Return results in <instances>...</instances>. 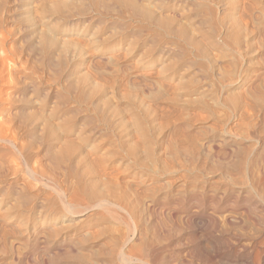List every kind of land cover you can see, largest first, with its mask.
<instances>
[{"label": "bare ground", "instance_id": "bare-ground-1", "mask_svg": "<svg viewBox=\"0 0 264 264\" xmlns=\"http://www.w3.org/2000/svg\"><path fill=\"white\" fill-rule=\"evenodd\" d=\"M56 1L58 2V0H56ZM66 1H68V0H66ZM88 1H87V3H88ZM194 1H196V0H194ZM37 2H39V0H37ZM91 2H92V5L94 7H100V6L104 7L106 10V13H107V10H108V12H110L109 10L111 9V6L109 5V3H113L114 7L116 5L122 9H124L125 13H126V11L127 12L129 11L130 12L129 13L130 18L133 20H136L140 24L142 22L146 26V29H147V27L153 28L155 30L163 32L168 37L170 36V37L176 38L177 40H181L183 42L184 46L181 48L180 53L178 52V54L176 55V53H177L176 52L174 54V56L175 55L177 56V61H175L176 59L174 61L177 63L179 61V58H181V60L184 61L183 67L187 68L186 71L188 70V68L193 67V65L196 63V60H195L194 64H192V61H187V60H193V59H190V57L188 55L189 53H191L190 50L195 52L194 55L197 58H200V61L202 58L208 59L207 53L205 51V50H207V48L205 50H203L204 48L202 49L200 47V45H198L196 43L197 40L195 39V37H197L196 36L197 34L194 35V38L193 37L191 38V36H189L187 31H186L187 29L186 30L180 29V27H181V25H183V23L181 25L179 23V25H180L179 29H177V27L174 28L173 24H172L173 21L170 20L172 18L167 19V18L159 17L150 8L146 7L145 5L143 7H141L134 0H109V1H107V0H92ZM222 2L224 3V1H222ZM245 2H246V0H245ZM41 3L40 4L38 3L39 6L41 5ZM49 3L50 4H48V5L50 6L52 3L51 2H49ZM178 3H179V1H178ZM227 3H228V1H227ZM235 3L237 4V2H235ZM238 3H239V1H238ZM246 3H241L242 6H240V8H239L240 10L238 9L239 11H238L237 15L239 14L238 18H240L241 21L251 19L248 16V13L250 12V10H252L251 8L249 10V7H252L253 5L249 6L250 5V3H249V5L246 6L248 4V3L247 4ZM38 4H37V6L35 5L36 8L38 7ZM199 4H200V2H199ZM210 4H212V3L210 2ZM215 4H216V2H215ZM241 4H239V5H241ZM53 5H55V4H52L51 6H53ZM66 5L67 4H65V6ZM152 5L155 6V4H153V3H152ZM192 5L193 4H190V6H192ZM218 5H221V4H218ZM62 6H63L62 4L61 5L56 4L54 6V8L53 7L52 8L54 9V12L58 14V13H60V11L63 7L65 8V6H63V7ZM154 6H151V8L153 9ZM157 6H159V5H156L155 9ZM227 6H229V4ZM17 7L18 6H16V8ZM40 7H42V6H40ZM68 7H69V5H68ZM70 7H72V6H70ZM204 7L205 6H203L202 8H204ZM235 7L232 9H235ZM20 8H21V6H20ZM226 8H228V7H226ZM252 8H254V7H252ZM45 9L46 8H43V9L41 8V10H43V11H45ZM65 9H67V8H65ZM92 9H93V7H92ZM161 9H162V7H161ZM254 9H253V11H254ZM70 10L69 11L67 10V11L70 12ZM177 10H178V8H177ZM182 10H184V9H182ZM189 10H190V8H189ZM189 10H188V12H190ZM200 10H203V9L200 8ZM38 11H39V9H38ZM72 11H73V9H72ZM212 11H213V8H212ZM215 11L218 12L217 10H215ZM90 12L93 13V10ZM94 12H96V10H94ZM210 12L209 11L207 13L205 12V14L207 15ZM232 12H233V10H232ZM252 12L250 14H252ZM31 13H32V11H31ZM34 13H35V11H34ZM39 13H41V12L39 11ZM66 13L67 12H65V14ZM181 13H183V12L181 11ZM44 14L45 13H43V15ZM95 14H97V12ZM224 14H226V16L229 17L228 16L229 14L227 15V13H224V12L222 14L223 17H224ZM258 14H259V12H258ZM258 14H257V16H258ZM93 15H94V13H93ZM107 15H109V14H107ZM167 15H168L167 17H169V14H167ZM171 15L172 14H170V17L176 16L177 14L172 15V16ZM181 15H179V16H181ZM73 16H75V15L73 14ZM123 16H124V14H123ZM255 16H253V18ZM77 17H79V16H77ZM80 17L82 18V16H80ZM218 17H220V16H218ZM234 17H236V16H234ZM102 18L103 17H101V19ZM175 18L177 19V17H175ZM207 18H209V16ZM213 18H211L212 19L211 21H213ZM59 19L61 20V18H59ZM91 19H92V17H91ZM222 19L224 20V18H222ZM95 20H97V19H95ZM117 20H118V18H117ZM123 20H121V21H123ZM216 20H218V19H216ZM216 20H214V21H216ZM232 20H233V18H232ZM248 20H247L246 24L245 23H241V24H244L243 26L247 25L249 22ZM230 21H231V18H230ZM234 21H236V20H234ZM254 21H256V20H254ZM177 22H179V21H177ZM220 22H221V20H220ZM220 22L218 24L219 25L221 24V26H222L223 24ZM252 22H253V20H252ZM32 23H31V25H32ZM44 23H42V25ZM37 24H38V22H37ZM46 24H48V23H46ZM110 24H112V23H110ZM126 24H127V22H126ZM231 24H232V21H231ZM238 24H239V22H238ZM31 25H29V26H31ZM42 25H40V27ZM206 25H209V24H206ZM234 25L235 24L233 23V27L236 26V25L235 26ZM96 26H97V24H96ZM119 26L122 27V25H119ZM127 26H130V25H127ZM225 26H226V24H225ZM228 26H230V24ZM254 26H255L254 23H252V24L249 23L247 27L251 30L252 29L256 30L254 28ZM259 26H260L261 30L264 32V22L263 21L260 22V20H259ZM37 27H38V25H37ZM37 27H34V30L37 29ZM49 27L52 30L51 26H49ZM110 27H112V26H110ZM116 27H117V25H116ZM121 27H120V30H121ZM123 27H124V25H123ZM199 27L200 26H198V30H199ZM203 27H204V25H203ZM226 27H225V29H226ZM238 27L236 26V30L238 29ZM242 27H239L240 31H241ZM28 29H29V27H28ZM101 29H102V27H101ZM117 29H118V27H117ZM124 29H125V27H124ZM189 29L191 30L190 26H189ZM209 29H210V27H209ZM223 29H224V27H223ZM244 29H245V31H243ZM244 29L242 30L244 32L243 36H241V33L238 30L236 31L237 33L233 32V31L232 32L226 31L227 33L226 34L224 33L225 36L222 39V42L221 41L220 42L223 43V45L226 48L229 47V49H231L232 51L234 50V52L236 54L242 55V53L244 52V54L247 53L246 55L248 56V52L251 50V45L248 42L251 40L252 33L254 31H252V32H249L248 30L246 31V27H244ZM51 30H50V33H51ZM93 30H95V29H93ZM195 30H196V27H195ZM257 30H258V27H257ZM257 30L255 32L256 35L258 33ZM136 31H137V29H136ZM148 31H150V30H148ZM148 31H147V34H149ZM209 31H212V29L208 30V33H209ZM39 32H42V29ZM112 32H114V31H112ZM123 32H125V31H123ZM142 32H144V31H142ZM160 32H158V35H160ZM189 32H192V31H189ZM46 33L48 35L41 33V36H39V41H35V43L38 42L36 55H40L42 60L45 62L44 65H46V67H48L49 70L50 69L52 70V72L54 73L53 76L55 77L54 81L59 82V83L61 81L65 82L66 88L65 89L63 88L65 90V92L61 96L54 97V95H51L52 98H55L57 100V102H56V104H54L52 107H50L48 109L47 104H45L42 101H38L40 96L42 95L43 91H41V89L37 85H35L34 83H32L30 81L29 83H26V84L22 83L24 86H22V87L20 86L21 88L19 89V94H17V97L19 95V98H21V101H19L17 99L16 100L18 101V103L21 102V106L19 107V110L16 112L17 118L20 120V122L26 128V130L24 128L26 135L29 137L30 140L32 139L33 142H35L38 147H37V149L35 148L37 150L36 154L32 155L33 154L32 153L31 154L32 156H29L28 154L23 155V157H24L23 158V167H24V172L27 175V179H26L27 184L24 185L23 183H21L23 185L22 186L20 185L21 187H17L15 185V182L6 183L7 182L6 181L5 183L2 182L5 184V186H3L4 184L2 186L0 185V192L3 190L2 187H4L6 190H8V194L10 196L9 197V199H10L9 211L0 212V254L1 255H6V254L8 255L9 254L11 256L15 255V257L17 256L16 258H20L19 256L22 253L19 251V249L21 251L23 250L26 253V255H25L26 257L24 256L25 262H27L26 264H182V262H180V260H179L182 258L181 257L182 252H181V254H179L180 252L178 254H172L171 253L172 250L170 249V247L172 246L170 243V240L176 236V235L173 236L174 234H177V235H179L178 238H180L179 239L180 241L182 238L186 241V243H183V244L186 246L184 248H186V251H187L188 257H189V258H186V259H189L187 264H199V263H201V264H264V138H262V135L260 136V132H257V130H256V128H258L257 124L258 123L260 124V122L257 119L259 117V114L262 112H260V110H259V112L256 111L257 113L255 112L256 113V114L254 113L255 115H249L250 117L249 118L247 117V119L243 118V117L239 118L241 116L240 115L238 117L239 119L235 118L236 119L235 122L234 123L232 122L233 125H231L229 123L231 120L229 115L227 116L228 118L226 116H224L225 119H224V117L222 118V120L223 119L224 120H223L222 127L220 130L218 128L220 126H218V127L216 126L218 129H212V128H214V126L212 127L210 124L209 126L212 127V128L210 127L212 129V131L209 129L210 133H208V134L205 133L203 136H201V137L199 136L200 138L199 137L196 138L197 135H194V136L189 135L188 137H186V136L184 137V134H183L182 136L181 135L179 136V134H177V133H179L181 130H179V132L178 131L175 132L176 130H174V132H173V130H172V132H168L169 134L167 136L162 137L159 142H158V139L160 137L158 139L155 138L156 141L152 140L151 136H149L148 133L145 131V129H143L142 124L137 119L135 114L127 112L128 110L127 111H125L124 109L121 110L122 108L118 109L117 108L118 106L115 108V107L110 105V104H112V102H109V100H110L109 97L106 98L107 99L106 100L105 99L106 96H104L105 94L103 92H101V91L106 90V88L103 89L104 86L101 87L102 82L99 83L101 86L98 85V82L96 83L97 85L96 84H94V85H96L97 87L99 86L100 89L102 88L103 90H100L99 87L96 88L93 86V84H91V82L93 80H95L97 77H99L98 80H100V78L101 79L105 78L104 77L105 74L112 76V75H117V74L119 75V74L123 73L124 68L123 69L119 68V67H123L121 65L119 66L120 61L123 57L121 58L120 55H117L116 53L113 54L112 51H110L111 49L108 48L109 47V45H108L109 40L106 38H101V37L100 38L99 37L93 38L90 35L92 37V38L91 37L88 38V39L91 38L90 40L85 38L86 40H88V42H85L82 39L83 42L78 40V41H75L73 43V42H71L74 40L72 38L73 40H71V41L68 40L70 43L60 45L59 43L62 41V40L59 41L60 38H57L58 41H55L54 39H56V38H52L53 36L49 35V33L47 32V29H46ZM94 33H97V32H94ZM94 33H92V34H94ZM116 33H115V35H116ZM211 33H213V31ZM29 34L30 33H28V35ZM53 34H54V32H53ZM108 34L110 35V33H108ZM136 34H138V33H136ZM147 34H146V36H147ZM155 34H153V35H155ZM37 35H39V33ZM134 35H135V33H134ZM191 35H193V34L191 33ZM213 35H215V33H213ZM263 35H262V37H263ZM93 36H95V35H93ZM259 36H260V34H259ZM112 37H110V38H112ZM136 37H134V38H136ZM253 37L255 38V34ZM140 38H141V36H140ZM148 38H149V36H148ZM152 38H153V40H152L153 42H155L157 39V37H156V39H155V37H152ZM160 38H159V40H160ZM36 39H38V38H36ZM138 40H139V38H138ZM220 40H221V38H220ZM63 41H64V39H63ZM254 41H255V39H254ZM57 42H59V43H57ZM171 42H172V40H171ZM256 42H258V41H256ZM256 42H253V43H256ZM133 43L135 44V42H133ZM133 43L131 42L130 46H134ZM165 43H167V42H165ZM168 43H170V42H168ZM218 43L217 42H211V44L208 47L217 48ZM253 43H251V44H253ZM263 43H264V41H263ZM6 44L3 41H0V52L3 54V57H0V87L4 86L5 85L4 83L6 81L8 82V80L10 81V80H13V78H14L13 72L15 69L13 70V72H11L12 70H8L5 66L6 61H9L10 65L11 64L13 65V63H14V60L12 62V60H11L12 58H10L11 53H9V50L6 49ZM155 44H157V42ZM180 45H182V43ZM180 45H178V46H180ZM163 46L164 45H162V47ZM187 46L190 47L191 49H189ZM168 47H173V43H172V46L169 45ZM254 47H255V45H254ZM85 48H87V49H85ZM174 48H175V46H174ZM248 48H250L249 51H248ZM257 48H258V46H257ZM148 49H149V47H148ZM162 49H164V48H162ZM184 49L185 50L189 49L190 52L188 53V51H185ZM165 50H167V49H165ZM170 50H171V48H170ZM144 52H145V50H144ZM154 52H156V51L154 50ZM163 52H164V50H163ZM207 52H208V50H207ZM210 52H212V51L210 50ZM66 53H68L67 57H71V59L69 60L70 62H72V60L73 61L75 60L74 64L72 62L73 67H71V69H69V70H64L63 66H62L65 64L66 59H68V58H65V56H64ZM125 53H127V52H125ZM235 53H233V54H235ZM168 54L170 55L169 52H168ZM168 54H166V57ZM211 54H213V53H211ZM219 54H221V53H219ZM85 55L88 57V60H87L88 68L87 69L89 71L93 72L94 75L96 76V78L93 74H92L93 76L91 77V79H89V77L91 75H87V73H86V75H85L86 77L85 76L82 77L83 75L81 74L82 76H80V75L79 76H80V78H82V80H80L78 82L76 66L79 65L80 58H83V57L85 58ZM123 55H125V54H123ZM144 55H145V53H144ZM160 55H162V54H160ZM251 55L252 54H250L249 56L252 57ZM256 55H257V53H256ZM13 56H14V53H13ZM131 56H132V54H131ZM191 56H193V55H191ZM127 57H128V55H127ZM144 57H146V56H144ZM160 57H162V56H160ZM222 57L224 58V56H221V58ZM232 57H230V58H232ZM213 58H212V60L209 61V62H211L210 64H212V61H214L213 62V64H214V63H216L215 60H218L216 58L214 60ZM173 59H174V57H173ZM236 59H238V58H236ZM181 60H180V63H181ZM219 60H220V57H219ZM230 60H229V63L231 64V62H233L234 59L231 61ZM162 61H164V60H162ZM200 61H199V64H200ZM227 61H225V63ZM255 61H256V59H255ZM135 62H138V61H135ZM170 62L172 64L171 66L173 68L176 67V63H174L175 65H173V60ZM169 63L167 65H170ZM207 63L205 64V66H207ZM238 63H237V65H238ZM66 64H68V62H66ZM199 64L197 65V67L199 66ZM217 64H218V62H217ZM239 64L241 65V63H239ZM258 64L262 65L261 62H258ZM135 65H137V64H135ZM135 65L133 66L134 68L136 67ZM126 66H128V65H126ZM130 66H131V64L129 65V67ZM171 66H169V67H171ZM205 66H201V68L204 69L202 71H204L206 73L208 70L207 71L205 70ZM213 66H215V65H213ZM117 67H118V69H115ZM129 67L127 69H129ZM133 67L131 66L130 69H132ZM169 67L167 66L166 68H169ZM210 67H211V65H210ZM210 67L208 66V68H210ZM232 67H234V66H232ZM194 68L196 69V66ZM224 68H226V67H224ZM163 69H165V67H163ZM170 69L171 68H169V70ZM198 69H200V68H198ZM240 69H242V68H240ZM79 70L81 71V69H79ZM88 70H85V71L88 72ZM169 70H168V72H170ZM191 70H193V69H191ZM85 71H83V72H85ZM183 71H185V70H183ZM223 71H225V70H223ZM223 71L222 72L220 71V72L223 74ZM91 72H89V73H91ZM185 72H183V74H185ZM220 72H217L216 74L219 73V75H220ZM250 72H251V70H250ZM128 73H129V71H128ZM165 73L166 72H164V74ZM232 73H234V72L230 71V75H232ZM236 73H234V74L236 75ZM147 74L148 73H146V75ZM149 74L150 75H148V76H151V77L153 76V75H151L150 72H149ZM154 74H155V72H154ZM159 74L162 75V71L159 72ZM174 74H175V72H174ZM181 74H182V72H181ZM195 74H194V76H195ZM234 74H233V76H234ZM237 74L239 75V73H237ZM260 74H261V72H260ZM125 75H127V73ZM146 75L144 73L137 71V72L133 73L131 76L128 75L129 77L127 78L128 81H126V83L132 82L133 84H137V85L139 83H141L140 85H142L141 86V88H142L143 84L145 85V82L147 79ZM219 75H217V77ZM225 75L226 74H224V76ZM227 75H229V74H227ZM87 76H89V77H87ZM119 76L121 79L122 76L124 77V74H122V76L121 75H119ZM155 76H157V74ZM191 76H193V75H191ZM194 76L190 77V78H196L197 77V76H195V77ZM221 76H223V75H221ZM233 76H231V79L228 78L229 82H227V79H224L225 82L222 79L223 82L225 83V85H224L225 89L226 88L232 89L236 85V82L234 81V80H236V78L235 79L232 78ZM93 77L95 79L92 80ZM112 77L115 78L114 76H112ZM240 77H242V75H240ZM205 78H207V77H205ZM210 78L212 79V77H210ZM221 78L222 77H220V78L218 77V80H220ZM223 78H226V77H223ZM260 78H258V79H260ZM106 79L108 80V78H106ZM118 79H119V77H118ZM123 79H126V77H124ZM239 79H241V78H239ZM107 80H106V83H107ZM115 80H116V78H115ZM153 80L149 81L148 83H150V82L152 83ZM202 80H204V79H202ZM262 80H264V79H262ZM262 80H260L261 83H262ZM102 81H103V79H102ZM194 81L197 82L196 80H194ZM204 81H203V83H204ZM206 81H205V83H207ZM210 81H212V80H210ZM169 82H170V80H169ZM190 82H192V83H190V86H191V84L195 83L193 81H190ZM226 82H227V84H226ZM154 83H156V82L154 81ZM177 83H179V82H177ZM187 83H189V82L187 81ZM212 83H213V81H212ZM119 84L116 83V86L117 87L122 86V87L126 88V87H130V85H131V83H130V85L127 84L128 86L127 85L123 86V84H121V85H119ZM147 84L145 85L146 87H147ZM158 84H160V82ZM197 84H199V83H197ZM201 84H202V82H201ZM252 84H254V83L252 82ZM104 85L107 86V84H104ZM113 85H114V87H116L115 83ZM113 85L110 87H113ZM140 85H138V86H140ZM172 85L175 86L174 84H172ZM188 85L189 84H186V85H184V87H186ZM7 86H9V85H7ZM214 86H215V83H214ZM17 87H19V86H17ZM122 87H120V89H118V90H121ZM131 87H133V86H131ZM148 87H149V85H148ZM155 87H156V85H155ZM155 87H153V88H155ZM161 87H160V89H161ZM181 87H183V86H181ZM181 87L178 85L177 88H179V90H177V93L180 91ZM246 87H247V89H249L250 85H248V86L246 85ZM130 88H128V89H130ZM139 88L140 87H138L137 89H139ZM163 88H164V90L168 91V89L166 87H163ZM207 88H208V90L211 89L208 86H207ZM261 88H262V86H261ZM263 88H264V85H263ZM97 89H98V91L99 90L100 91L97 92ZM128 89H125V92H126V90H127V92H129ZM137 89H136V91H137ZM148 89L150 90L149 92H151V89L150 88H148ZM212 89L214 90V87ZM220 89H222V88H220ZM245 89H244V91H245ZM256 89H260V87L256 88ZM114 90H115V88H114ZM122 90L124 91V88ZM0 91H1V89H0ZM108 91H109V89H108ZM123 91H121V92H123ZM152 91L155 93V91L153 89H152ZM172 91L174 92V90H171L170 92H172ZM202 91H203V89H202ZM237 91H235V92H237ZM1 92H4V91H1ZM131 92H129V93H131ZM170 92H168L169 95H170ZM199 92H201V91H199ZM107 93H110V92H107ZM145 93H146V91H144V96H145ZM158 93H157V97L158 98L162 97V95H161L163 93L162 89H161V92L159 94ZM190 93H192V92H190ZM213 93H214V91H213ZM218 93H220V92H218ZM230 93H232V92H230ZM238 93H237V95H238ZM243 93H245V92H243ZM110 94H112V93H110ZM110 94H108V95L110 96ZM136 94H137V92H135V94H133L132 96H134ZM147 94H149V93H147ZM163 94H165V93H163ZM210 94H209V96L213 95V94L212 95H210ZM240 94H242V92ZM255 94H254V96H255ZM152 95L154 96V94H151V95H149V97ZM165 95H167V94H165ZM229 95H227V96H229ZM251 95H252V93H251ZM112 96H113V94H112ZM124 96H125V94H124ZM167 96H165L166 97L165 100L167 99V101H168ZM120 97H121V95H120ZM127 97H128V95H127ZM129 97H130V94H129ZM163 97H164V95H163ZM214 97H213V99H214ZM229 97H231V96H229ZM238 97H239V95H238ZM247 97H249V96H247ZM10 98H11V96H10ZM121 98L123 99L122 101H124V97H121ZM121 98H118V99L120 100ZM137 98H138V96H137ZM139 98H141V99H137V100L135 99V100L138 101L137 103L140 105L141 103H139L140 102L139 100H144L145 97L144 98L139 97ZM171 98L175 99V97L174 98L171 97ZM215 98H217V97H215ZM226 98H228V97H226ZM126 99H128V98H126ZM148 99L149 98H147V101H149V100L151 101V99H149V100ZM163 99L164 98H162V100L159 99L160 102L163 101V103H164L165 100H163ZM197 99L199 102L201 101V100H199L200 98H197ZM197 99H196V103L198 102ZM209 99H210V97H209ZM219 99H221V98H219ZM128 100L130 102L132 101L130 99H128ZM175 100L179 103V101L181 99L179 101H178V99H175ZM191 100H192V102H194L193 101L194 99H191ZM241 100H244V99H241ZM36 101H38V103H37L39 105L38 108L37 107L34 108V106H33V104L35 105ZM144 101H146V99ZM176 101L174 103H176ZM181 101L184 102L183 100H181ZM185 101L187 102V99ZM226 101L224 103L226 106H228V104H226L227 103ZM126 102H128V101H126ZM152 102H154V101H151V103ZM168 102L170 103L172 101L169 99ZM223 102H221V104ZM235 102H237L236 99H235ZM244 102L248 103L249 101H244ZM250 102H254V101H250ZM18 103H16V104H18ZM113 103H115V101ZM132 103H134V102L132 101ZM144 103H146V102H144ZM157 103H158V101H157ZM190 103H191V101H190ZM212 103L210 105H212ZM239 103H241V102H239ZM239 103H236V104H239ZM246 103H244V104H246ZM129 104H131V103H129ZM142 104H141L142 108L141 107L140 108L144 112H146L144 109L148 104L146 106L145 105L143 106ZM197 104H199V103H197ZM207 104L209 105V103H207ZM215 104H217V103L215 102ZM218 104H219V102H218ZM249 104H250L249 106H252L251 103H249ZM135 105L133 107H135ZM225 105L223 106V108L225 107ZM247 105L248 104H246V106ZM262 105H264V104H262ZM114 106H116V105H114ZM246 106H244V108ZM255 106H257V105H255ZM255 106H254V108H255ZM151 107L154 109L153 105H151ZM151 107H149V105H148V108L151 109ZM157 107H159V106H156L155 109ZM201 107H202V105H201ZM230 107H231V105H230ZM140 108L138 110L141 111ZM204 108H206V107L204 106ZM212 108L213 107H211V110H212ZM235 108H237V107H235ZM239 108H240V106H239ZM150 109L149 110L147 109V110L150 111ZM153 109H151V111H153ZM213 109H215L214 112L218 111V108H215V106ZM247 109H249V107ZM251 109H249V111L247 110L248 113L250 112ZM255 110H256V108H255ZM140 111H138V112H140ZM209 111H210V109H209ZM226 111H228V110H226ZM229 111H232V110H229ZM233 111H235V110H233ZM243 111H244V109L242 110V113H243ZM167 112L168 111H166V113ZM169 112L173 114L172 117L175 116V114L172 111H169ZM195 112L193 113V115L195 114ZM253 112H254V110H253ZM161 113H163V112H161ZM207 113H209V112H207ZM217 113L215 114L216 116L222 115V114L217 115ZM234 113L235 112H233V114ZM251 113H252V111H251ZM149 114L151 115V113H149ZM190 114H191V112H190ZM190 114H188V115H190ZM197 114H195V115L198 117L200 114L199 113H197ZM145 115H146V113H145ZM178 115L180 116V113ZM181 115H182V113H181ZM186 115H182V116H185L186 121H187L189 116H186ZM142 116H143V114H142ZM152 116H153V114H152ZM190 116H192V114ZM204 116H206V115H204ZM127 117H129L133 122L132 124H135V125H132L130 122L128 123V121H125V119H127ZM140 117H141V113H140ZM162 117H160V118H162ZM206 117H208V116H206ZM221 117H219L220 121H222ZM146 118L149 119V117H147V116H146ZM155 118H156V115H155ZM195 118H193V120ZM201 118L205 119L203 116L200 117V119ZM208 118L210 120V117H208ZM208 118H206L205 120H207ZM215 118H218V117H215ZM215 118H214V120H215ZM260 118H262V120H263L264 114H263V117L261 116ZM167 119H169V118L167 117ZM173 119L175 120L176 116ZM189 119H190V117H189ZM189 119H188V122L190 120H192V119H190V120ZM143 120H145V119H143ZM169 120H171V118ZM174 120H172V121H174ZM193 120L191 121L192 124H193ZM216 120L219 121V119H216ZM256 120L258 121V123H256ZM152 121H153V119H152ZM200 121L203 122L204 120L203 121L200 120ZM200 121H198V122L200 123ZM157 122L159 123V119H157ZM160 122H163V120ZM164 122H165V119H164ZM169 122H171V121H169ZM195 122H194V125L197 123V122L196 123ZM206 122H205V124H206ZM144 123H145V121H144ZM152 124L150 123V126H152ZM154 124H156V123L154 122ZM162 124H164V123H162ZM173 124H174V122L172 123V125ZM175 124L173 125L174 129H175ZM229 124L231 126H230V128H227V125H229ZM131 125L133 128H131V130H129ZM146 125H147V122H146ZM166 125H168V124H166ZM201 125H203V124H201ZM220 125H221V123H220ZM157 126H158V124H156L155 127H157ZM159 126H158L159 129L158 128L157 129L160 130V133H161V129L163 131H165L164 130L165 127L163 129L162 127H159ZM209 126H207V127H209ZM148 127H149V125H148ZM151 129H152V127H151ZM176 129H178V128L176 127ZM183 129H184L183 131H186V128H183ZM2 130H4V129H2ZM2 130L0 131V133L2 132ZM148 130H149V128H148ZM158 130H156V132ZM166 130H167V127H166ZM163 131H162V133H164ZM261 131H262V129H261ZM201 132H202V130H201ZM153 133L155 134V129L151 134H153ZM263 133H264V131H263ZM10 134H11V132H10ZM159 134H156V137H158ZM2 136L0 135V143H3L4 145L7 144L10 146H13V149H14V147H15L14 145L16 143L12 145L11 142L13 141V138L12 139L8 138V139L12 140V141H9L7 139L6 135H4L3 137ZM5 136H6V138H4ZM152 137L154 139V136H152ZM14 140L16 142V139H14ZM27 142H30V141L27 140ZM33 142H32V144H33ZM248 142H252L253 144L250 146H247L245 143H248ZM205 143L210 145L208 147H210L211 150H213V149L215 150L217 146H219V147L223 146V147L230 149L231 152H229L230 154L229 153L226 154L225 157L223 156L225 152L224 153L222 152L223 158H220L221 155L218 158L217 155L215 154L216 155L215 159L218 158L219 160L217 159L218 161L212 162L211 163L212 165L210 164V166H209L208 165V163H209L208 158L211 155V153L206 152L207 150L209 151V149H207V150L204 149L206 147V146L204 147ZM18 144H19V142H18ZM21 145L24 147L25 144L24 145L21 144ZM21 145H19V146L22 147ZM26 145H28V143ZM26 145H25V147H26ZM9 147H8V149H10ZM28 147H29V145H28ZM22 148H21V150L19 148L20 152L23 151ZM30 149H31V147L29 148V150ZM254 149L259 150L258 152L252 153V154H256V155L251 154V152H253ZM7 151L9 152V150H7ZM10 152H11V150H10ZM33 152H34V150H33ZM16 153H15V155H16ZM20 154L22 155V153H20ZM218 154H219V152H218ZM12 156H14V154ZM11 160H9V161H11ZM13 160L11 162H14ZM207 161H208V163H207ZM20 162H22V161H20ZM20 164H22V163H20ZM1 169H0V171H1ZM176 173H178L180 176L179 177L176 176L178 179L173 181L171 179L173 176H171V175H173V174L175 175ZM214 173L216 174L215 180H213V174ZM12 174L13 173H11L10 176ZM23 177H24V175H23ZM23 177H22V179H23ZM5 179H7V178H5ZM18 181H20V180H18ZM161 218L166 219L168 221V227H167V225H164V226L162 225L163 223H165L164 222L165 220L164 221L160 220ZM162 221H163V223H162ZM94 222H97L99 224V226L96 227ZM201 238L204 239V241H205L204 243L202 242L203 244L206 243V244H209L210 246H212V249H213L212 253H208V254L205 253L204 249H206V251H207L208 248L206 245L204 247L203 246L201 247ZM183 239L181 242H183ZM162 242H164L165 244L164 245L159 244ZM215 242H219L222 245L224 244L225 247H223L224 246L223 245L222 246L223 248L219 249L220 248L219 247L217 249V247L216 248L214 247ZM221 244H217V245L221 246ZM179 245H180V243H179ZM179 245H177V246H179ZM181 247H182V245H181ZM168 249L171 250V252H170L171 256L170 257L171 258L173 257V259L176 258L174 261H171V260L168 261V259H166L164 257L163 253H165L166 251H169ZM172 249H173V247H172ZM184 252H185V249H184ZM170 253H168V254H170ZM184 256H185V254H184ZM230 258H232V260H230ZM9 259L12 261L13 257H11V258L9 257ZM0 264H5V262L2 261V263H0ZM6 264H8V263L6 262ZM14 264H16V263H14Z\"/></svg>", "mask_w": 264, "mask_h": 264}, {"label": "rangeland", "instance_id": "rangeland-1", "mask_svg": "<svg viewBox=\"0 0 264 264\" xmlns=\"http://www.w3.org/2000/svg\"><path fill=\"white\" fill-rule=\"evenodd\" d=\"M42 3H41V2ZM71 1V2H70ZM87 1L88 0H68V1H66V0H58V2L56 1V0H39V2H37V0L35 1V0H0V41H3L5 44H6V49H8L9 50V53H11V55H10V58H12L11 60H12V62H13V60H14V63H13V65L11 64L10 65V63H9V61H6L5 62V66H6V68L8 69V70H12L11 72H13V70H14V78H13V80H8V84L5 82L4 84V86H2V87H0V89H1V91H4V92H1L0 91V131L2 130V129H4V130H2V134L0 133V135L2 136L3 134L4 135H6L7 136V139L8 138H13V141L11 140V139H8L9 141H12L11 143H12V145L13 144H15L14 146V149H13V146H10V145H7V144H3V143H0V169H1V171H0V185L2 186L6 181V183H12V182H15V185L17 186V187H21L23 184L25 185V184H27L26 183V179H27V175L25 174V172H24V167H23V155L24 154H28L29 156H32V155H34V154H36L37 153V144L35 143V142H33V140L31 139H29V137L26 135V132H25V130H26V128L24 127V125L20 122V120L17 118V111L19 110V107L21 106V102H19L18 103V101L17 100H19V101H21V98H19V95H18V97H17V94H19V89L22 87V86H24L23 84H26V83H29L30 81L32 82V83H34L35 85H37L40 89H41V91H43L42 92V95L40 96V98H39V100L38 101H42V102H44L45 104H47V107H48V109L50 108V107H52L54 104H56V102H57V100L55 99V98H52V96L51 95H54V97H56V96H61V95H63V93L65 92V88H66V84H65V82H55L54 80H55V77L53 76L54 75V73L52 72V70L50 69L49 70V68L48 67H46V65H44L45 64V62L42 60V58H41V56L40 55H36L37 53H36V50H37V44H38V42H36L35 43V41H39V36H41V33H43V34H45V35H48L47 33H46V29H47V32L49 33V35L50 36H53L52 38H60L59 39V41H61L60 43L59 42H57V43H59L60 45H62V44H68V43H70L69 41H71V40H73V41H71V42H75V41H82V39H83V41H85V42H88V40H90L92 37L94 38V37H101V38H106V39H108L109 40V47L108 48H110L111 50L110 51H112V53L113 54H117V55H120V57L122 58L121 59V61H120V64H119V66L121 65V66H123V67H119V68H124L123 69V73L122 74H124V77H126V79H123L124 77L122 76V74H119V75H121L122 77H121V79H120V76L117 74V75H112V76H114L115 78H116V80H115V78H113L112 76H109V75H107V74H105L104 75V77L105 78H102L103 79V81H102V79L100 78V80H98V78L99 77H97L96 78V76L94 75V73L93 72H91V71H89L87 68H88V62H87V60H88V57L85 55V58L83 57V58H80V63H79V65H77L76 66V72H77V76H78V82L80 81V80H82V78H80V76H82V77H84L85 75H86V73H87V75H91L90 77L89 76H87V77H89V79H91V77L94 75L95 76V78L93 77L92 78V80L93 79H95V80H93L92 82H91V84H93V86L94 87H96V88H98L99 86H101V87H103V89H105L106 88V90H104V91H101V92H103L105 95L104 96H106L105 97V99L106 98H108L109 97V102H112V104H110L111 106H113V107H117L118 109L119 108H122L121 110H125V111H127V112H129V113H133V114H135L136 115V117H137V119L140 121V123L142 124V126H143V129H145V131L148 133V135L149 136H151V139L152 140H155V138L156 139H158L159 137V139H158V142L161 140V138L162 137H164V136H167L169 133L168 132H172V130H173V132H174V130H176L175 132H179V130H181L179 133H177V134H179V136L181 135H183L184 134V137L186 136V137H188L189 135L190 136H194V135H197V137L196 138H198L199 136L201 137V136H203L205 133H210L209 131L211 130L212 131V129H218L219 128V130L221 129V127H222V123H223V120L225 119V117L224 116H228L229 115V117H230V124L231 125H233V123L235 122V120L239 117V118H246L247 119V117L249 118L250 116L249 115H255L257 112H259V110H260V112H262V113H260L259 114V117H258V121L260 122V124L258 123V121L256 120V123H258L257 124V127L258 128H256V130H257V132H260V136L262 135V138H264V133H263V131H264V118H263V120H262V118H260L261 116L263 117V114H264V105H262V104H264V88H263V85H264V80H262V79H264V43H263V41H264V32L261 30V28H260V26H259V20H260V22H264V0H246V2L248 3H246L245 2V0H196V1H194V0H134L136 3H138V5L139 6H141V7H143L144 5L146 6V7H148V8H150L152 11H154V13L157 15V16H159V17H163V18H167V19H169V18H172V19H170V20H172L173 21V27L175 28V27H177V29H179V27H180V25L183 23V25H181V27H180V29H183V30H186L187 31V33H188V35L189 36H191V38L193 37L194 38V35H196L197 37H195V39L198 41H196L195 39V41H196V43L198 44V45H200V47L203 49V50H205L206 48H207V50H208V52L210 53H208L207 52V50H205L206 51V53H207V57H208V59L206 58V59H201V61H200V58H197L194 54H195V52L194 51H192V50H190L191 51V53H189L190 51H189V49H191L190 47H188L189 49L187 50H185V51H188V55H189V57H190V59H193V60H187V61H192V64H194L195 63V60H196V63L194 64L195 66H196V69L194 68L195 66L193 65V67H191V68H188V70L186 71V69L187 68H185V67H183V64H184V61L183 60H181V58H179V63L177 62H175V61H177V54H178V52L180 53V50H181V48L184 46V44H183V42L181 41V40H177L176 38H173V37H168V36H166L163 32H160V31H158V30H155V29H153V28H148L147 27V29H146V26L141 22V24L139 23V22H137L136 20H133V19H131L130 18V15H129V11L127 12L126 11V13H125V10L124 9H122V8H120V7H118V6H116L115 5V7H114V4L113 3H109V5L111 6V9L109 10L110 12H108V10H107V13H106V10H105V8L104 7H102V6H100V7H94L93 5H92V0H89L88 1V3H87ZM107 1H109V0H107ZM139 1V2H138ZM177 1V2H176ZM178 1H179V3H178ZM202 1V2H201ZM209 1V2H208ZM213 1V2H212ZM222 1H224V3L222 2ZM227 1H228V3H227ZM238 1H239V3H238ZM37 2V3H36ZM49 2H51L52 4H58V5H63V6H65V4H67L66 6H65V8H67V9H65L63 6V10L61 9V11H60V13H55L54 12V6L55 5H53V6H49L48 4H50ZM90 2V3H89ZM149 2V3H148ZM155 2V3H154ZM160 2V3H159ZM165 2V3H164ZM174 2V3H173ZM176 2V3H175ZM183 2V3H182ZM189 2V3H188ZM193 2V3H192ZM196 2V3H195ZM199 2H200V4H199ZM205 2V3H204ZM210 2L212 3V4H210ZM215 2H216V4H215ZM226 2V3H225ZM232 4H231V3ZM235 2H237V4L235 3ZM26 3V4H25ZM36 3V4H35ZM41 3V5L40 6H42V7H40L39 6V4ZM140 3V4H139ZM144 3V4H143ZM152 3L153 4H155V6L156 5H159V6H157L156 7V9H155V6L154 5H152ZM163 3V4H162ZM221 4V5H218V4ZM223 3V4H222ZM241 3H246L245 5L246 6H248L249 5V3H250V5L249 6H251V5H253L252 7H254V8H252V7H249V10H250V8L252 9V10H250V12L248 13V16L251 18L250 20H248L249 22H248V24L249 23H254V25L256 26H254V28L257 30V27H258V33H257V35H256V30H254V29H249L247 26H248V24L247 25H245V26H243L244 24H241V23H247V20H240V18H238L239 17V14L237 15V13H238V11L240 10L239 8H240V6H242V4ZM30 4V5H29ZM37 4H38V7L36 8L35 7V5L37 6ZM43 4V5H42ZM90 4V5H89ZM148 4V5H147ZM185 4V5H184ZM190 4H193L192 6H190ZM199 4V5H198ZM204 4V5H203ZM215 4V5H214ZM229 4V6H227ZM234 4V5H233ZM239 4H241V5H239ZM34 5V6H33ZM46 5V6H45ZM48 5V6H47ZM68 5H69V7H68ZM83 7H82V6ZM150 5V6H149ZM184 5V6H183ZM233 7H232V6ZM16 6H18L17 8H16ZM20 6H21V8H20ZM25 6V7H24ZM70 6H72V7H70ZM74 6V7H73ZM151 6H154V8L152 9L151 8ZM203 6H205L204 8H202ZM211 6V7H210ZM232 7V8H234L235 6V9H228V8H226V7ZM29 7V8H28ZM35 7V8H34ZM53 7V8H52ZM78 7V8H77ZM92 7H93V9H92ZM160 7V8H159ZM161 7H162V9H161ZM196 7V8H195ZM207 7V8H206ZM219 9H218V8ZM222 9H221V8ZM41 8L43 9V8H46L45 9V11H43V10H41ZM49 8V9H48ZM75 8V9H74ZM120 8V9H119ZM160 10H159V9ZM176 8V9H175ZM177 8H178V10H177ZM186 8V9H185ZM189 8H190V10H189ZM200 8L201 9H203V10H200ZM212 8H213V11H212ZM225 8V9H224ZM38 9H39V11L41 12V13H39V11H38ZM65 9V10H64ZM71 9V10H70ZM72 9H73V11H72ZM101 9V10H100ZM155 9V10H154ZM182 9H184V10H182ZM211 9V10H210ZM228 9V10H227ZM239 9V10H238ZM253 9H254V11H253ZM29 10V11H28ZM47 10V11H46ZM70 10V12H68V11ZM93 10V13H94V15H93V13L92 12H90V11H92ZM94 10H96V12H97V14H95L96 12H94ZM188 10L190 11V12H188ZM215 10H217L218 12H216ZM221 10V11H220ZM232 10H233V12H232ZM235 10V11H234ZM259 10V11H258ZM31 11H32V13H31ZM34 11H35V13H34ZM102 11V12H101ZM105 11V12H104ZM123 11V12H122ZM158 11V12H157ZM181 11L183 12V13H181ZM186 11V12H185ZM202 13H201V12ZM210 12V13H208L207 15L205 14V12L207 13V12ZM230 11V12H229ZM253 11V12H252ZM257 11V12H256ZM65 12H67L66 14H65ZM101 14H100V13ZM114 12V13H113ZM166 12V13H165ZM173 12V13H172ZM175 12V13H174ZM199 12V13H198ZM214 12V13H213ZM223 12L224 13H227V15L229 16V17H227L226 16V14H224V17H223ZM252 12V14H250ZM258 12H259V14H258ZM39 13V14H38ZM43 13H47L46 15L44 14L43 15ZM55 13V14H54ZM64 13V14H63ZM72 15H71V14ZM91 13V14H90ZM106 13V14H105ZM222 13V14H221ZM236 13V14H235ZM256 13V14H255ZM50 14V15H49ZM61 16H60V15ZM73 14L75 15V16H73ZM85 14V15H84ZM89 14V15H88ZM105 14V15H104ZM107 14H109V15H107ZM115 16H114V15ZM123 14H124V16H123ZM126 14V15H125ZM160 14V15H159ZM167 14H169V17H167L168 15ZM170 14H172V15H176V16H172V17H170ZM181 15V16H179V15ZM202 14V15H201ZM219 14V15H218ZM256 16H255V15ZM257 14H258V16H257ZM34 15V16H33ZM43 15V16H42ZM52 15V16H51ZM79 16V17H77V16ZM87 15V16H86ZM96 15V16H95ZM101 15V16H100ZM166 15V16H165ZM211 15V16H210ZM232 17H231V16ZM252 15V16H251ZM73 16V17H72ZM80 16H82V18L80 17ZM110 16V17H109ZM113 16V17H112ZM118 16V17H117ZM120 16V17H119ZM124 18H123V17ZM128 16V17H127ZM186 16V17H185ZM209 16V18H207ZM218 16H220V17H218ZM234 16H236V17H234ZM253 16H255L254 18H253ZM35 17V18H34ZM77 17V18H76ZM91 17H92V19H91ZM101 17H103L102 19H101ZM174 17V18H173ZM175 17H177V19L175 18ZM180 17V18H179ZM197 17V18H196ZM214 17V18H213ZM226 17V18H225ZM258 19H257V18ZM33 18V19H32ZM59 18H61V20L59 19ZM64 18V19H63ZM100 18V19H99ZM107 18V19H106ZM117 18H118V20H117ZM211 18H213V21H211L212 19ZM220 18V19H219ZM222 18H224V20L222 19ZM230 18H231V21H232V24H231V21H230ZM232 18H233V20H232ZM235 18V19H234ZM75 19V20H74ZM95 19H97V20H95ZM127 22V24H126V22L124 21V20ZM132 22H130L129 20ZM182 19V20H181ZM186 19V20H185ZM216 19H218V20H216ZM227 19V20H226ZM238 19V20H237ZM65 20V21H64ZM94 20V21H93ZM121 20H123V21H121ZM128 20V21H127ZM175 20V21H174ZM182 22H181V21ZM185 20V21H184ZM192 20V21H191ZM205 20V21H204ZM214 20H216V21H214ZM220 20H221V22H220ZM234 20H236V21H234ZM252 20H253V22H252ZM254 20H256V21H254ZM36 21V22H35ZM40 21V22H39ZM116 21V22H115ZM134 21V22H133ZM177 21H179V22H177ZM244 21V22H243ZM33 22V23H32ZM37 22H38V24H37ZM44 23L43 25H42V23ZM106 22V23H105ZM185 22V23H184ZM206 24H209V25H206ZM222 23L223 25L221 26V24L219 25L218 23ZM229 22V23H228ZM238 22H239V24H238ZM30 23V24H29ZM31 23H32V25H31ZM40 23V24H39ZM46 23H48V24H46ZM99 23V24H98ZM102 23V24H101ZM110 23H112V24H110ZM179 23H180V25H179ZM189 23V24H188ZM233 23L238 27H242V29H241V31H240V29H239V27H238V31L241 33V36H243V34H244V32L243 31H245V29H244V27H246V31L248 30L249 32H252V31H254L253 33L255 34V38L253 37L254 36V34L252 33V37H251V40L248 42L250 45H251V50L249 51V49L250 48H248V51L250 52H248V56L246 55V54H244V52L242 53V55H238V54H236L235 52H234V50L232 51L231 49H229V47L228 48H226L224 45H223V43H221L222 42V39L224 38V36H225V34L228 32V31H233V32H235V33H237L236 31V26L235 27H233ZM256 23V24H255ZM38 25V27H37V25ZM96 24H97V26H96ZM126 24V25H125ZM218 24V25H217ZM225 24H226V26H225ZM230 24V26H228ZM29 25H31V26H29ZM40 25H42L41 27H40ZM47 25V26H46ZM116 25H117V27H118V29H117V27H116ZM119 25H122V27L121 26H119ZM123 25H124V27H125V29H124V27H123ZM127 25H130V26H127ZM177 25V26H176ZM195 25V26H194ZM203 25H204V27H203ZM242 25V26H241ZM27 26V27H26ZM49 26H51V28H52V30L50 29V27ZM102 27V29H101V27ZM110 26H112V27H110ZM145 26V27H144ZM189 26L191 27V30L189 29ZM198 26H200L199 27V30H198ZM28 27H29V29L31 30H29L28 29ZM34 27H37V29H35L34 30ZM120 27H121V30H120ZM195 27H196V30H195ZM209 27H210V29H209ZM223 27H224V29H225V27H226V29L224 30L223 29ZM33 29V30H32ZM41 29H42V32H39V31H41ZM44 29V30H43ZM51 30V33H50V30ZM93 29H95V30H93ZM113 29V30H112ZM127 29V30H126ZM129 29V30H128ZM135 29V30H134ZM136 29H137V31H136ZM140 29V30H139ZM152 29V30H151ZM194 31H193V30ZM212 29V31H213V33H215V35H213V33H211L212 31H209V33H208V30H211ZM221 29V30H220ZM233 29V30H232ZM244 29V30H243ZM98 30V31H97ZM109 30V31H108ZM117 30V31H116ZM120 30V31H119ZM148 30H150V31H148ZM224 30V31H223ZM243 30V31H242ZM38 31V32H37ZM86 31V32H85ZM93 31V32H92ZM112 31H114V32H112ZM117 33H116V32ZM123 31H125V32H123ZM133 31V32H132ZM142 31H144V32H142ZM147 31L149 32V34H147ZM189 31H192V32H189ZM206 31V32H205ZM227 31V32H226ZM26 32V33H25ZM30 33L29 35H28V33ZM53 32H54V34H53ZM94 32H97V33H94ZM154 32V33H153ZM157 32V33H156ZM158 32H160V35H158ZM194 32V33H193ZM203 32V33H202ZM248 32V33H249ZM39 33V35H37ZM92 33H94V34H92ZM108 33H110V35L108 34ZM114 33V34H113ZM115 33H116V35H115ZM134 33H135V35H134ZM136 33H138V34H136ZM145 33V34H144ZM156 33V34H155ZM190 33V34H189ZM191 33L193 34V35H191ZM225 33V34H224ZM239 33V34H240ZM78 34V35H77ZM97 34V35H96ZM101 34V35H100ZM126 34V35H125ZM133 34V35H132ZM146 34H147V36H146ZM153 34H155V35H153ZM164 36H163V35ZM259 34H260V36H259ZM28 35V36H27ZM92 37H91V36ZM93 35H95V36H93ZM151 35V36H150ZM262 35H263V37H262ZM4 36V37H3ZM63 36V37H62ZM107 36V37H106ZM109 36V37H108ZM113 36V37H112ZM137 36V37H136ZM139 36V37H138ZM140 36H141V38H140ZM143 36V37H142ZM148 36H149V38H148ZM214 36V37H213ZM24 37V38H23ZM31 37V38H30ZM76 37V38H75ZM78 37V38H77ZM89 37H91L90 39H88ZM110 37H112V38H110ZM115 37V38H114ZM130 37V38H129ZM134 37H136V38H134ZM152 37H155V39H156V37H157V39H156V41L155 42H153L152 40H153V38ZM160 38V40H159V38ZM168 37V38H167ZM259 37V38H258ZM6 40H5V39ZM36 38H38V39H36ZM67 38V39H66ZM73 38V39H72ZM88 39V40H86V39ZM124 38V39H123ZM133 38V39H132ZM138 38H139V40H138ZM152 38V39H151ZM199 38V39H198ZM220 38H221V40H220ZM56 39H54L55 41H58V39L56 40ZM63 39H64V41H63ZM81 39V40H80ZM117 39V40H116ZM120 39V40H119ZM142 39V40H141ZM154 39V40H155ZM162 39V40H161ZM172 40V42H171V40ZM219 39V40H218ZM254 39H255V41H254ZM258 39V40H257ZM69 40V41H68ZM129 40V41H128ZM132 40V41H131ZM165 40V41H164ZM170 40V41H169ZM263 40V41H262ZM66 41V42H65ZM82 41V42H83ZM114 41V42H113ZM118 41V42H117ZM161 41V42H160ZM201 41V42H200ZM221 41V42H220ZM256 41H258V42H256ZM120 42V43H119ZM131 42L133 43V42H135V44H134V46H130L131 45ZM144 42V43H143ZM157 42V44H155ZM161 44H160V43ZM165 42H167V43H165ZM168 42H170V43H168ZM176 44H175V43ZM211 42H219L218 43V47L217 48H213V47H208L210 44H211ZM253 42H256V43H253ZM77 43V42H76ZM151 43V44H150ZM154 43V44H153ZM172 43H173V47H168L169 45L170 46H172ZM182 43V45H180ZM251 43H253V44H251ZM159 44V45H158ZM175 44V45H174ZM204 44V45H203ZM128 45V46H127ZM157 45V46H156ZM162 45H164L163 47H162ZM178 45H180V46H178ZM223 45V46H222ZM253 45V46H252ZM254 45H255V47H254ZM258 46V48H257V46ZM137 46V47H136ZM145 46V47H144ZM160 46V47H159ZM174 46H175V48H174ZM29 47V48H28ZM31 47V48H30ZM126 47V48H125ZM148 47H149V49H148ZM156 47V48H155ZM166 47V48H165ZM261 47V48H260ZM120 48V49H119ZM132 48V49H131ZM137 48V49H136ZM143 48V49H142ZM162 48H164V49H162ZM170 48H171V50H170ZM173 48V49H172ZM224 48V49H223ZM226 48V49H225ZM29 49V50H28ZM85 49H87V48H85ZM140 49V50H139ZM148 49V50H147ZM165 49H167V50H165ZM179 51H178V50ZM261 49V50H260ZM124 50V51H123ZM126 50V51H125ZM135 50V51H134ZM144 50H145V52H144ZM150 50V51H149ZM154 50L156 51V52H154ZM163 50H164V52H163ZM175 50V51H174ZM210 50L212 51V52H210ZM221 50V51H220ZM229 50V51H228ZM257 50V51H256ZM223 51V52H222ZM233 53H235V54H233ZM261 51V52H260ZM263 51V52H262ZM14 53V56H13V53ZM121 54H120V53ZM125 52H127V53H125ZM142 54H141V53ZM168 52L170 53V55L168 54ZM177 52V53H176ZM221 53V54H219V53ZM230 52V53H229ZM1 53V52H0ZM35 53V54H34ZM134 53V54H133ZM144 53H145V55H144ZM154 55H153V54ZM173 53V54H172ZM176 53V55L174 56V54ZM211 53H213V54H211ZM256 53H257V55H256ZM123 54H125V55H123ZM128 55V57H127V55ZM131 54H132V56H131ZM160 54H162V55H160ZM166 54H168L167 55V57H166ZM219 54V55H218ZM226 54V55H225ZM250 54H252L251 56L252 57H250L249 55ZM254 54V55H253ZM123 55V56H122ZM165 55V56H164ZM187 55V56H188ZM191 55H193V56H191ZM211 55V56H210ZM216 55V56H215ZM218 55V56H217ZM231 55V56H230ZM235 55V56H234ZM65 58H68V59H66V62H68V64H66V62H65V64L64 65H62L63 66V69L64 70H69V69H71V67H73L72 66V62H73V64H74V62H75V60L73 61L72 60V62H70L69 60L71 59V57H67L68 56V53H66L65 55ZM126 56V57H125ZM144 56H146V57H144ZM160 56H162V57H160ZM179 56V55H178ZM221 56H224V58L226 59H224L223 57L221 58ZM233 56V57H232ZM241 56V57H240ZM0 57H3V54L1 53L0 54ZM140 57V58H139ZM144 57V58H143ZM158 57V58H157ZM167 59H166V58ZM173 57H174V59H173ZM196 57V58H195ZM210 57V58H209ZM214 57V58H213ZM218 57V58H217ZM219 57H220V60H219ZM229 57V58H228ZM230 57H232L233 59H234V61L233 62H231V64L229 63V60L231 59V60H233L232 58H230ZM243 57V58H242ZM246 57V58H245ZM250 57V58H249ZM126 58V59H125ZM172 58V59H171ZM195 58V59H194ZM212 58L215 60V58L216 59H218V60H215V62L216 63H214L213 64V62L214 61H212V64H210L211 62H209L210 60H212ZM236 58H238V59H236ZM252 58V59H251ZM150 59V60H149ZM158 59V60H157ZM171 59V60H170ZM176 59V60H175ZM245 59V60H244ZM247 59V60H246ZM255 59H256V61H255ZM263 59V60H262ZM77 60V59H76ZM162 60H164V61H162ZM168 60V61H167ZM173 60V65H175L174 63H176V67H172L171 65V62L170 61H172ZM175 60V61H174ZM180 60H181V63H180ZM198 60V61H197ZM203 60V61H202ZM222 60V61H221ZM228 60V61H227ZM230 60V61H231ZM243 60V61H242ZM260 60V61H259ZM78 61V60H77ZM125 61V62H124ZM135 61H138V62H135ZM199 61H200V64H199ZM220 61V62H219ZM225 61H227L226 63H225ZM261 62V64L262 65H260V64H258V62ZM141 62V63H140ZM170 62V63H169ZM208 62V63H207ZM217 62H218V64H217ZM241 63V65L239 64V63ZM245 62V63H244ZM249 62V63H248ZM255 62V63H254ZM42 63V64H41ZM70 63V64H69ZM170 64V65H167V64ZM207 63V66H205V64ZM237 63H238V65H237ZM82 64V65H81ZM131 64V66L133 67L135 64H137V65H135L136 67L134 68H132V69H130L131 68V66L129 67V65ZM191 64V65H192ZM199 64V66L197 67V65ZM203 64V65H202ZM211 65V67H210V65ZM243 64V65H242ZM252 64V65H251ZM126 65H128V66H126ZM139 65V66H138ZM151 65V66H150ZM163 65V66H162ZM205 66V70L208 72H204V71H202V70H204V69H202L201 68V66ZM213 65H215V66H213ZM218 67H217V66ZM228 65V66H227ZM240 65V66H239ZM44 66V67H43ZM67 66V67H66ZM169 67V66H171V67H169V68H171L170 70H169V68H166V67ZM208 66L210 67V68H208ZM223 66V67H222ZM232 66H234V67H232ZM257 66V67H256ZM20 67V68H19ZM81 67V68H80ZM118 67L117 68H115V69H118ZM126 67V68H125ZM129 67V69H127ZM145 67V68H144ZM163 67H165V69L167 70H169L170 72H168V70L166 71L165 69H163ZM224 67H226V68H224ZM232 67V68H231ZM250 67V68H249ZM255 67V68H254ZM180 68V69H179ZM198 68H200V69H198ZM219 68V69H218ZM229 68V69H228ZM236 68V69H235ZM239 70H238V69ZM240 68H242V69H240ZM244 68V69H243ZM47 69V70H46ZM73 69V68H72ZM79 69H81V71L79 70ZM121 69V70H122ZM191 69H193V70H191ZM210 69V70H209ZM213 69V70H212ZM216 69V70H215ZM222 69V70H221ZM247 69V70H246ZM249 69V70H248ZM79 70V71H78ZM85 70H88V72L87 71H85ZM159 70V71H158ZM165 70V71H164ZM181 70V71H180ZM183 70H185V71H183ZM191 70V71H190ZM223 70H225V71H223ZM229 70V71H228ZM233 70V71H232ZM250 70H251V72H250ZM83 71H85V72H83ZM127 71V72H126ZM128 71H129V73H128ZM141 72V73H144L145 75H146V73H148L147 75H146V77H147V79H146V82H145V85L149 82V81H151V80H153L152 81V83L150 82V83H148L147 84V87L143 84V87L141 88V86L142 85H140L141 83H139L138 85H140V86H138L137 84H133L132 82H130L131 83V85H130V83L129 82H127L126 83V81H128L127 80V78L129 77V76H131L133 73H135V72ZM155 72V74H154V72ZM162 71V75L161 74H159V72H161ZM202 73H201V72ZM213 71V72H212ZM215 71V72H214ZM223 71V74L221 73V72ZM230 71L231 72H234V73H239V75L236 73V75L234 74V73H232V75H230ZM247 71V72H246ZM89 72H91V73H89ZM125 72V73H124ZM149 72L151 73V75H153L152 77L151 76H148V75H150L149 74ZM157 72V73H156ZM164 72H166L165 74H164ZM174 72H175V74H174ZM181 72H182V74H181ZM183 72H185V74H183ZM188 72V73H187ZM196 74H195V73ZM204 72V73H203ZM210 72V73H209ZM217 72H220V75H219V73L218 74H216ZM244 72V73H243ZM257 72V73H256ZM260 72H261V74H260ZM84 73V74H83ZM89 73V74H88ZM127 73V75H125ZM132 73V74H131ZM173 73V74H172ZM193 73V74H192ZM199 73V74H198ZM243 73V74H242ZM247 73V74H246ZM260 75H259V74ZM82 74V75H81ZM93 74V75H92ZM157 74V76H155ZM164 74V75H163ZM168 74V75H167ZM181 74V75H180ZM194 74H195V76H197L196 78H190V77H193L194 76ZM214 76H213V75ZM224 74H226L225 76H224ZM227 74H229V75H227ZM233 74H234V76H233ZM80 75V76H79ZM107 75V76H106ZM129 75V76H128ZM159 75V76H158ZM170 75V76H169ZM191 75H193V76H191ZM202 75V76H201ZM205 75V76H204ZM217 75H219L218 77L220 78V77H222L220 80H218V77H217ZM221 75H223V76H221ZM238 75V76H237ZM240 75H242V77H240ZM251 75V76H250ZM263 75V76H262ZM18 76V77H17ZM110 78H109V77ZM162 76V77H161ZM164 76V77H163ZM169 76V77H168ZM194 76V77H195ZM201 76V77H200ZM204 76V77H203ZM228 76V77H227ZM230 76V77H229ZM231 76H233L232 78H236V80H234L235 82H236V85L232 88V89H228V88H226L225 89V80L224 79H227V82H229L228 80L229 79H231ZM258 76V77H257ZM86 77V76H85ZM118 77H119V79H118ZM151 77V78H150ZM205 77H207V78H205ZM210 77H212V79L210 78ZM223 77H226V78H223ZM261 77V78H260ZM106 78H108V80L106 79ZM149 78V79H148ZM158 78V79H157ZM229 78V79H228ZM239 78H241V79H239ZM256 78V79H255ZM258 78H260V79H258ZM161 79V80H160ZM188 79V80H187ZM191 79V80H190ZM202 79H204L207 83H205V81L204 80H202ZM224 80V82H223V80ZM106 80H107V83H106ZM122 80V81H121ZM169 80H170V82H169ZM181 80V81H180ZM186 80V81H185ZM194 80H196L197 82H195ZM201 80V81H200ZM210 80H212L213 81V83H212V81H210ZM222 80V81H221ZM238 80V81H237ZM255 80V81H254ZM260 80H262V83H261V81ZM91 81V80H90ZM110 81V82H109ZM115 81V82H114ZM125 81V82H124ZM154 81L157 83H154ZM187 81L189 82V83H187ZM190 81H193V82H195V83H193V84H191V86H190V83H192V82H190ZM203 81H204V83H203ZM98 82V87L96 86L97 83ZM102 82V83H101ZM109 82V83H108ZM113 82V83H112ZM160 82V84H158ZM177 82H179V83H177ZM182 82V83H181ZM201 82H202V84H201ZM219 82V83H218ZM222 84H221V83ZM227 82H226V84H227ZM238 82V83H237ZM252 82L254 83V84H252ZM258 84H257V83ZM23 83V84H22ZM99 83H101V85L99 84ZM115 83V86H116V83L117 84H119V85H121V84H123V86L125 85H130V87L131 86H133V87H122V86H120V87H122V89L124 88V91L121 89V90H118V89H120V87L118 86H116V87H114V84ZM197 83H199V84H197ZM212 83V84H211ZM214 83H215V86H214ZM217 83V84H216ZM261 83V84H260ZM94 84H96V85H94ZM104 84H107V86L106 85H104ZM151 84V85H150ZM172 84H174L175 86H173ZM186 84H189L188 86H186V87H184V85H186ZM221 84V85H220ZM263 84V85H262ZM7 85H9V86H7ZM113 85V87H110V86H112ZM127 85V86H128ZM135 85V86H134ZM148 85H149V87H148ZM155 85H156V87H155ZM159 87H158V86ZM165 85V86H164ZM167 85V86H166ZM178 85L181 87V86H183V87H181V89H180V91L177 93V90H179V88H177L178 87ZM197 85V86H196ZM209 87V88H211V89H209L208 90V88H207V86ZM218 87H217V86ZM246 85L248 86V85H250V88L249 89H247V87H246ZM259 85V86H258ZM14 86V87H13ZM17 86H19V87H17ZM21 86V87H20ZM137 86V87H136ZM145 86V87H144ZM162 86V87H161ZM190 86V87H189ZM238 86V87H237ZM258 86V87H257ZM261 86H262V88H261ZM17 87V88H16ZM138 87H140L139 89H137ZM152 87V88H151ZM153 87H155V88H153ZM160 87H161V89H162V92L163 93H165V94H167V95H165V94H161L162 95V97H160V98H158L157 97V93L160 91L161 92V89H160ZM163 87H166L167 89H168V91L167 90H164V88ZM172 89H171V88ZM192 87V88H191ZM214 87V90L212 89ZM222 88V89H220V88ZM245 89V91H244V89ZM260 87V89H256V88H259ZM13 88V89H12ZM64 88V89H63ZM114 88H115V90H114ZM117 88V89H116ZM128 88H130V89H128ZM134 88V89H133ZM146 88V89H145ZM148 88H150L151 89V92H149L150 90L148 89ZM165 88V89H166ZM170 88V89H169ZM189 88V89H188ZM199 88V89H198ZM207 88V89H206ZM217 88V89H216ZM63 89V90H62ZM99 89H100V87H99ZM102 88L100 89V90H103ZM108 89H109V91H108ZM125 89H128V91L129 92H131V93H129V92H127V90H126V92H125ZM136 89H137V91H136ZM142 89V90H141ZM148 89V90H147ZM152 89L155 91V93L152 91ZM188 89V90H187ZM197 89V90H196ZM202 89H203V91H202ZM205 89V90H204ZM254 89V90H253ZM99 90V91H100ZM131 90V91H130ZM171 90H174V92L172 91V92H170ZM176 90V91H175ZM217 90V91H216ZM221 90V91H220ZM238 90V91H237ZM251 90V91H250ZM13 91V92H12ZM61 91V92H60ZM98 91V89H97V92H99ZM121 91H123V92H121ZM143 91V92H142ZM144 91H146V93H145V96H144ZM166 91V92H165ZM199 91H201V92H199ZM208 91V92H207ZM212 91V92H211ZM213 91H214V93H213ZM224 91V92H223ZM235 91H237V92H235ZM252 93V95H251V93ZM6 92V93H5ZM107 92H110V93H112L113 94V96H112V94H110V93H107ZM121 94H120V93ZM135 92H137V96H138V98H137V96L136 95H134V96H132L133 94H135ZM139 92V93H138ZM157 92V93H156ZM159 92V93H160ZM168 92H170V95H169V93ZM190 92H192V93H190ZM218 92H220V93H218ZM230 94H228V93ZM230 92H232V93H230ZM239 92V93H238ZM242 92V94L244 95H242V94H240ZM243 92H245V93H243ZM248 92V93H247ZM8 93V94H7ZM115 93V94H114ZM119 93V94H118ZM123 93V94H122ZM147 93H149V94H147ZM158 93V94H159ZM199 93V94H198ZM211 93V94H210ZM234 93V94H233ZM237 93H238V95H239V97H238V95H237ZM256 93V94H255ZM46 94V95H45ZM108 94H110V96L108 95ZM124 94H125V96H124ZM129 94H130V97H129ZM143 94V95H142ZM151 94H154V96L152 95V96H150L149 97V95H151ZM198 94V95H197ZM209 94L210 95H212V96H209ZM254 94H255V96H254ZM16 95V96H15ZM118 95V96H117ZM120 95H121V97H124V101H122L123 99L120 97ZM123 95V96H122ZM127 95H128V97H127ZM163 95H164V97H163ZM216 95V96H215ZM226 95V96H225ZM227 95H229V96H231V97H229V96H227ZM249 96V97H247V96ZM10 96H11V98H10ZM132 96V97H131ZM165 96H167V98H168V101H169V99L172 101V102H168L167 101V99L165 100ZM184 96V97H183ZM204 96V97H203ZM217 97V98H215V97ZM220 96V97H219ZM253 96V97H252ZM15 97V98H14ZM113 97V98H112ZM139 97H145L144 98V100L146 99V101H144V100H139L140 102L139 103H143L142 105L144 106H146L149 102V107H151V105H153V107H154V109L151 107V109H153V111H151V109L150 108H148V105L145 107V111L146 112H144L141 108H142V106H141V104L139 105L137 102L138 101H136L137 99H141V98H139ZM157 97V98H156ZM170 97V98H169ZM171 97H175V99H178V101L181 99V100H183L184 102H182L181 100L179 101V103L175 100V99H172ZM209 97H210V99H209ZM213 97H214V99H213ZM226 97H228V98H226ZM241 97V98H240ZM243 97V98H242ZM19 98V99H18ZM118 98H121L120 100L118 99ZM126 98H128V99H130V100H132L134 103H132V101L130 102L128 99H126ZM137 98V99H136ZM147 98H149V99H151V101H154V102H152L151 103V101L149 100V101H147ZM162 98H164L163 100H165L164 101V103H163V101H161L160 102V100H162ZM197 98H200L199 100H201L200 102L198 101V99H197V103H199V104H197L196 103V99ZM203 98V99H202ZM219 98H221V99H219ZM230 98V99H229ZM239 98V99H238ZM260 98V99H259ZM17 99V100H16ZM53 99V100H52ZM115 101V103H113L114 101ZM136 99V100H135ZM155 99V100H154ZM160 99V100H159ZM187 99V102L185 101ZM191 99H194L193 101L194 102H192V100ZM219 99V100H218ZM227 102L226 104H228V106H226L225 105V101ZM235 99H236V101L237 102H235ZM241 99H244V100H241ZM246 99V100H245ZM107 100V99H106ZM128 101V102H126V101ZM174 100V101H173ZM205 100V101H204ZM215 100V101H214ZM224 102H223V101ZM231 100V101H230ZM38 101H36V103H35V105L33 104V106H34V108H38ZM143 101V102H142ZM157 101H158V103H157ZM176 101V103H174ZM190 101H191V103H190ZM208 101V102H207ZM244 101H249L248 103H246V102H244ZM250 101H254V102H250ZM125 102V103H124ZM144 102H146V103H144ZM156 102V103H155ZM166 102V103H165ZM209 103V105L207 104V103ZM212 103V105H210L211 103ZM215 102L217 103V104H215ZM218 102H219V104H218ZM221 102H223L222 104H221ZM233 102V103H232ZM235 102V103H234ZM239 102H241V103H239ZM16 103H18V104H16ZM129 103H131V104H129ZM163 103V104H162ZM174 103V104H173ZM206 103V104H205ZM236 103H239V104H236ZM244 103H246V104H248L247 106L249 107V109H251L250 110V112L248 113V111H249V109H247L248 107L246 106V104H244ZM249 103H251V105L252 106H249L250 104ZM137 106H136V105ZM157 104V105H156ZM159 104V105H158ZM176 104V105H175ZM205 104V105H204ZM221 104V105H220ZM225 105V107L223 108V106ZM236 106H235V105ZM241 104V105H240ZM243 104V105H242ZM114 105H116V106H114ZM135 105V107H133ZM189 105V106H188ZM198 105V106H197ZM201 105H202V107H201ZM230 105H231V107H230ZM240 106V108H239V106ZM255 105H259L258 107L257 106H255V108H256V110H255V108H254V106ZM156 106H159V107H157L156 109H155V107ZM164 106V107H163ZM171 106V107H170ZM192 108H191V107ZM204 106L206 107V108H204ZM208 106V107H207ZM214 106H215V108H218V111H216V112H214L215 111V109H213L214 108ZM244 106H246L245 108H244ZM261 106V107H260ZM16 107V108H15ZM137 107V108H136ZM141 109V111L140 110H138L139 108ZM211 107H213L212 108V110H211ZM230 109H229V108ZM235 107H237V108H235ZM242 107V108H241ZM251 107V108H250ZM263 107V108H262ZM134 108V109H133ZM170 108V109H169ZM234 108V109H233ZM137 109V110H136ZM150 109V111H148V110ZM161 109V110H160ZM176 109V110H175ZM193 109V110H192ZM208 109V110H207ZM209 109H210V111H209ZM241 109V110H240ZM244 109V111H243V113H242V110ZM262 109V110H261ZM136 110V111H135ZM158 110V111H157ZM192 110V111H191ZM217 110V109H216ZM222 110V111H221ZM225 110V111H224ZM226 110H228V111H226ZM229 110H235V111H233V112H235L234 114H233V112L232 111H229ZM238 112H237V111ZM248 110V111H247ZM253 110H254V112H253ZM138 111H140V112H138ZM166 111H168L167 113H166ZM169 111H172L174 114H175V116H176V119L174 120L173 118H175V116L174 117H172L173 116V114L172 113H170ZM178 111V112H177ZM196 111V112H195ZM213 111V112H212ZM251 111H252V113H251ZM257 111V112H256ZM160 112V113H159ZM161 112H163V113H161ZM176 112V113H175ZM190 112H191V114H192V116H190L191 114H190ZM195 112V114H197V113H199L200 115L197 117L195 114V116L193 115V113ZM207 112H209V113H207ZM218 112V113H217ZM229 112V113H228ZM240 112V113H239ZM247 114H246V113ZM256 112V113H255ZM16 113V114H15ZM139 113V114H138ZM140 113H141V117H140ZM145 113H146V115H145ZM149 113H151V115L149 114ZM180 113V116L178 115V114ZM181 113H182V115H186L187 113L188 114H190V115H186V116H189L190 117V119H192L193 120V118H195L194 120H193V124H192V120H190L189 119V117H188V119L190 120L189 122H188V119H187V121H186V117L185 116H182L181 115ZM211 113V114H210ZM213 113V114H212ZM217 113V115H219V114H222V115H220V116H216L215 114ZM251 113V114H250ZM255 113V114H254ZM15 114V115H14ZM142 114H143V116H142ZM152 114H153V116H152ZM171 114V115H170ZM203 114V115H202ZM226 114V115H225ZM239 114V115H238ZM9 115V116H8ZM149 115V116H148ZM155 115H156V118H155ZM158 115V116H157ZM198 115V114H197ZM204 115H206V116H208V117H210V120H209V118L208 117H206V116H204ZM231 115V116H230ZM243 115V116H242ZM7 116V117H6ZM145 116V117H144ZM146 116L147 117H149V119H147L146 118ZM162 117V118H160V117ZM180 118H179V117ZM204 117L205 119L206 118H208L207 120H205V119H200V117ZM212 116V117H211ZM222 116V117H221ZM235 116V117H234ZM237 116V117H236ZM167 117L170 119L171 118V120H169V119H167ZM178 117V118H177ZM215 117H218V118H215ZM219 117H221V120H222V118L224 117V119L222 120V121H220V118ZM17 118V119H16ZM153 119V121L156 123V124H158V126L159 127H162L163 129H164V127H165V131H163L162 129H161V133H160V130H158L159 128H158V126L157 127H155L156 126V124H154V122L152 121V119ZM185 118V119H184ZM214 118H215V120H214ZM228 118V117H227ZM236 118V119H235ZM238 118V119H239ZM256 118V117H255ZM128 119V120H127ZM127 119H125V121H128V123L130 122L131 124L133 123L132 122V120L129 118V117H127ZM143 119H145V120H142ZM157 119H159V123L157 122ZM163 120V122H160V121H162ZM164 119H165V122H164ZM204 120L205 122H206V124H205V122L203 123V122H201L200 120ZM216 119H219V121H217ZM171 121L172 123L174 122V124H175V129L173 128L174 126V124L172 125V123L171 122H169V121ZM172 120H174V121H172ZM179 120V121H178ZM183 120V121H182ZM186 122H185V121ZM144 121H145V123H144ZM198 123H196V122ZM198 121H200V123L198 122ZM210 121V122H209ZM146 122H147V125H146ZM152 124V126H150V123ZM185 122V123H184ZM188 122V123H187ZM194 122L196 123L195 125H194ZM233 122V123H232ZM127 123V124H128ZM162 123H164L165 125L166 124H170L169 126L168 125H164V124H162ZM184 123V124H183ZM219 123V124H218ZM220 123H221V125H220ZM3 124V125H2ZM183 124V125H182ZM201 124H203V125H201ZM211 124V126L213 127L214 126V128H212L211 126H209ZM227 125V128H230V126L231 125ZM263 124V125H262ZM132 125H135V124H132ZM132 125L130 126V128H129V130H131V128H133L132 127ZM148 125H149V127H148ZM181 127H180V126ZM189 125V126H188ZM191 125V126H190ZM260 125V126H259ZM6 126V127H5ZM188 126V127H187ZM207 126H209V127H207ZM218 126H220V127H217ZM262 126V127H261ZM3 127V128H2ZM129 127V126H128ZM149 128V130H148V128ZM151 127H152V129L154 128L155 129V134L153 133V134H151L153 131H154V129L152 130L151 129ZM166 127H167V130H166ZM176 127L178 128V129H176ZM186 128V131H183L184 129L183 128ZM198 129H197V128ZM203 129H202V128ZM206 127V128H205ZM212 129H211V128ZM2 128V129H1ZM24 128H25V130H24ZM158 128V129H157ZM169 128V129H168ZM181 128V129H180ZM191 128V129H190ZM194 128V129H193ZM196 128V129H195ZM200 129V130H199ZM208 129V130H207ZM210 129V130H209ZM261 129H262V131H261ZM156 130H158L157 132H156ZM198 130V131H197ZM201 130H202V132H201ZM207 130V131H206ZM259 130V131H258ZM151 131V132H150ZM162 131L164 132V133H162ZM193 131V132H192ZM206 131V132H205ZM4 132V133H3ZM10 132H11V134H10ZM185 132V133H184ZM195 132V133H194ZM198 132V133H197ZM6 133V134H5ZM160 133V134H159ZM191 133V134H190ZM194 133V134H193ZM201 133V134H200ZM156 134H159V136L158 137H156ZM199 134V135H198ZM3 135V136H4ZM2 136V137H3ZM6 136L4 137V138H6ZM28 138H27V137ZM152 136H154V139H153V137ZM26 137V138H25ZM199 137V138H200ZM14 139H16V142H15V140ZM27 140L28 141H30V142H27ZM156 141V140H155ZM14 142V143H13ZM18 142H19V144H18ZM28 143V145H29V147H28V145H26L27 143ZM32 142H33V144H32ZM154 142V141H153ZM251 143V144H250ZM21 144H25L26 145V147H25V145H24V147L21 145ZM247 146H250V145H252L253 143L252 142H248V143H245ZM19 145H21L22 147H20ZM31 145V146H30ZM10 148V149H8V147ZM206 146V147H205ZM208 146H210L209 144H207V143H205L204 144V149L205 150H207V149H209V151L207 150L206 152H210L211 153V155L209 156V158H208V160H209V163H208V161H207V163H208V165L210 166V164L212 163V162H215V161H218L219 159V157H220V155H221V157L220 158H223V156L225 157V155L226 154H228L229 152H231L230 151V149H228V148H226V147H219V146H217L216 147V149L214 150H211V148L210 147H208ZM4 147V148H3ZM12 147V148H11ZM18 149H17V148ZM31 147V149L29 150V148ZM19 148H20V150H21V148H22V150L23 151H19ZM36 148V149H35ZM222 148V149H221ZM5 149V150H4ZM27 149V150H26ZM220 149V150H219ZM227 149V150H226ZM7 150H9V152L7 151ZM10 150H11V152H10ZM14 150V151H13ZM16 150V151H15ZM33 150H34V152H33ZM27 151V152H26ZM36 151V152H35ZM216 151V152H215ZM221 151V152H220ZM259 150H256V149H254V151L253 152H251V154L252 153H254V152H258ZM14 152V153H13ZM17 152V153H16ZM22 153V155L20 154V153ZM218 152H219V154H218ZM222 152L224 153V155L222 154ZM15 153H16V155H15ZM33 153V154H32ZM221 153V154H220ZM10 154V155H9ZM14 154V156H12V155ZM20 154V155H19ZM32 154V155H31ZM217 155V157L218 158H216L215 159V157H216V155ZM230 154V153H229ZM250 154V155H251ZM214 155V156H213ZM219 155V156H218ZM223 155V156H222ZM252 155H256V154H252ZM21 156V157H20ZM15 157V158H14ZM14 161V162H11L12 160ZM18 161H17V160ZM218 159V160H217ZM9 160H11V161H9ZM16 160V161H15ZM20 161H22V162H20ZM19 162V163H18ZM20 163H22V164H20ZM20 164V165H19ZM212 165V164H211ZM18 166V167H17ZM10 168V169H9ZM15 171V172H14ZM22 171V172H21ZM213 171V170H212ZM18 172V173H17ZM11 173H13L11 176H10V174ZM15 173V174H14ZM20 173V174H19ZM22 174V175H21ZM21 175V176H20ZM23 175H24V177H23ZM216 174L214 173L213 174V180H215V176ZM171 176H173L171 179L174 181V180H176V179H178L177 177H179L180 175L178 174V173H176L175 175L173 174V175H171ZM177 176V177H176ZM22 177H23V179H22ZM5 178H7V179H5ZM10 178V179H9ZM14 178V179H13ZM17 181H16V180ZM15 180V181H14ZM18 180H20V181H18ZM25 181V182H24ZM2 182H4V183H2ZM178 182V181H177ZM21 183H23V184H21ZM21 185V186H20ZM3 186H5V184L3 185ZM7 186V185H6ZM2 191L0 192V212H3V211H9V209H10V199H9V194H8V190H6L4 187H2ZM5 194H4V193ZM2 195V196H1ZM6 208V209H5ZM160 220H165L164 222L165 223H163V221H162V225L164 226V225H167V227H168V221L166 220V219H163V218H161ZM95 223V226L96 227H98L99 226V224L97 223V222H94ZM167 223V224H166ZM170 223V222H169ZM202 231V230H201ZM177 237H176V236ZM173 236H175L173 239H171L170 240V243H171V247H170V249L172 250V252H171V250L170 249H168L169 251H166L165 253H163L164 254V257L166 258V259H168V261H174L176 258H174L173 259V257L171 258L170 256H171V253L172 254H178L179 252V254H181V252H182V260L184 261H182L181 259H179L180 260V262H182V264H187V262H188V260L189 259H186V258H189L188 257V253H187V251H186V248H184V247H186L183 243H186V241L183 239V242H181L182 241V239H181V241L179 240L180 238H178V236L179 235H177V234H174ZM182 237V236H181ZM177 241V242H176ZM185 241V242H184ZM156 242V241H155ZM205 242L204 241V239H202L201 238V247L203 246H207V251H206V249H204L205 250V253H212V251H213V249H212V246H210L209 244H203V243ZM179 243H180V245H179ZM159 244H162V245H164L165 243L164 242H162V243H159ZM217 244H221V243H219V242H215V248L217 247V249L219 248V249H221V248H223V247H225V245L223 246L222 244H221V246L219 245H217ZM177 245H179V246H177ZM181 245H182V247L185 249V252H184V249L181 247ZM175 246V247H174ZM223 246V247H222ZM172 247H173V249H172ZM178 247V248H177ZM182 248V249H181ZM211 248V249H210ZM210 249V250H209ZM175 250V251H174ZM19 251L22 253L19 257L20 258H16L15 257V255L14 256H11V255H1L0 254V263H2V261H4L5 262V264H6V262L8 263V264H10L11 262V264H14V263H16V264H26L27 262H25V255H26V253L22 250H20L19 249ZM171 252V253H170ZM177 252V253H176ZM168 253H170V254H168ZM187 253V254H186ZM184 254H185V256H184ZM18 255V254H17ZM4 256V257H3ZM25 256V257H24ZM6 257V258H5ZM9 257L11 258V257H13V259H12V261L9 259ZM24 258V259H23ZM171 258V259H170ZM5 259V260H4ZM10 262H8V261ZM14 260V261H13ZM16 260V261H15ZM20 260V261H19ZM24 262H23V261ZM230 260H232V258H230ZM19 261V262H18ZM14 262V263H13ZM22 262V263H21ZM199 264H201V263H199Z\"/></svg>", "mask_w": 264, "mask_h": 264}]
</instances>
